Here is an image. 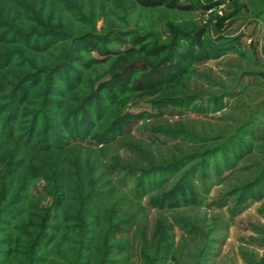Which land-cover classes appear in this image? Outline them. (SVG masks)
<instances>
[{"label": "trees", "instance_id": "obj_1", "mask_svg": "<svg viewBox=\"0 0 264 264\" xmlns=\"http://www.w3.org/2000/svg\"><path fill=\"white\" fill-rule=\"evenodd\" d=\"M132 2L146 10H191L179 0ZM25 13L30 25L25 30L0 21V150L3 146L19 147L21 154L35 155L36 163L26 165V176L18 178L23 185L15 188L8 181L17 178L15 170L25 162L19 156L13 157L6 171L0 172V264H52L54 260L59 264H127L128 241L119 239L118 235L134 218L123 217V221L110 225L107 221L108 233L98 244L99 228L107 219L94 216L99 208L91 200L103 198L104 190L99 187L97 177H92V171L80 169L64 156L72 149H80L70 147V140L91 137L99 143H108L123 135V126L134 120V116L123 113L122 109L136 93L161 96L150 101L158 110L192 106L199 96L184 93L196 65L235 51L236 40L199 41V38L193 39L189 30L178 27H172L165 39L157 33L141 34L131 29H113L102 35L83 31L70 36L62 20L54 22L55 17L54 20L45 17L42 10L33 15ZM114 41L126 43L127 48L111 51L107 45ZM62 43L71 46L63 61L35 64L25 56L28 53L45 55ZM11 46L15 48L6 49ZM17 46H22V50ZM92 52H97V57L80 55ZM100 68L107 69L106 79L91 81L86 74L93 71L102 75ZM81 86L91 92L87 97L76 98L74 93ZM232 93L208 97L207 101L210 105L217 103L214 108L217 110ZM87 108L94 110L92 121L82 117ZM108 108L117 116L103 127V120L110 116L106 115ZM251 124L247 121L240 125L236 134L220 146L206 148L207 140H199L198 150L185 157H172L159 167H122L115 161L103 174L121 172L123 177L138 179L135 189L137 194L141 191L137 198L141 200L149 189L161 187L188 167L171 190L160 191L159 197L151 201L157 208H172L184 201H199L191 181L201 182L210 174L219 173L221 170L212 164L215 157L221 155L225 171H231L244 157L255 153L256 172L229 195L235 196L240 205L250 199L259 200L264 195V123L258 128ZM160 133L183 142L187 137L182 131ZM240 136L248 141L241 140ZM46 154L48 160L39 157ZM41 177L46 181L45 195L52 198L48 207L40 206L28 192L27 181ZM69 202L79 203L78 208L74 209ZM167 243V238L157 243L159 252L154 257L141 251L140 264H158L165 257Z\"/></svg>", "mask_w": 264, "mask_h": 264}, {"label": "rangeland", "instance_id": "obj_2", "mask_svg": "<svg viewBox=\"0 0 264 264\" xmlns=\"http://www.w3.org/2000/svg\"><path fill=\"white\" fill-rule=\"evenodd\" d=\"M179 3L191 10H146L135 6L132 0H0V21L25 30L30 27L25 12L33 15L42 10L45 17L54 16V22L62 20L70 36L83 31L102 35L113 29H131L141 34L157 33L165 39L172 27H178L186 28L193 39L199 38V41L236 40L235 51L196 65L184 93L198 95L200 99L195 104L158 110L150 101L161 96L136 93L122 109L123 113L134 116V120L123 126V135L108 143H99L91 137H77L70 140V147L79 146L80 149H72L74 151L70 150L64 156L80 169L92 171V177H97L99 187L104 190L103 198L91 200L93 206L99 208L94 216L107 219L103 221L104 228H99L98 244L108 233L105 230L107 221L110 225L123 221V217L134 218L130 226L121 231L123 235H118L119 239L128 241L127 264H140L143 250L144 254L154 257L159 252L157 243L166 238L168 249L158 264H264V195L241 205L236 203L235 196L229 195L256 172L258 159L255 153L244 157L231 171H225L221 155L215 157L212 164L221 171L210 174L204 181H191L199 201H184L172 208H157L151 201L159 197L160 191L171 190L188 167L178 171L161 187L149 189L141 200H138L141 191L137 194L135 189L138 179L123 177L121 172L103 174L104 169H109L115 161L122 167L156 168L172 157H185L198 150L199 140H207L206 148L220 146L234 136L243 123L249 121L255 128L264 123V0H179ZM14 46L6 49H14ZM68 46V43H62L45 55L28 53L25 56L35 64H54L63 61ZM17 47L22 50V46ZM107 48L120 52L127 45L114 41ZM80 55L97 57V52ZM100 69L102 75L93 71L86 75L97 83L106 79L107 69ZM231 91L232 95L223 100L224 106L217 110H214L217 103L210 105L207 101L208 97ZM90 92L81 86L73 95L87 97ZM102 95L107 97L106 93ZM93 112L87 108L83 119L92 121ZM106 115H113L111 108ZM116 116L104 119L102 126L109 125ZM177 131L187 134L184 142L160 133ZM240 139L248 141L244 136ZM20 150L12 146H3L0 150L2 173L13 162V157L19 156L25 162L15 170L17 178L8 181L13 185L11 188L23 185L18 178L26 176L27 164L36 163L35 155L24 152L26 155H23ZM39 157L49 159L47 154ZM27 184L29 194L40 206L51 204L52 198L44 193L46 181L43 177L29 179ZM69 205L75 209L79 203L69 202ZM55 263L59 264L54 260L52 264Z\"/></svg>", "mask_w": 264, "mask_h": 264}]
</instances>
